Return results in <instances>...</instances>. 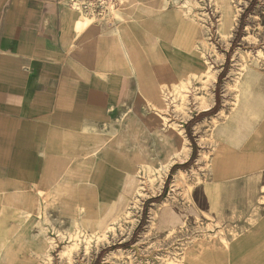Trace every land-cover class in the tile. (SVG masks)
I'll return each instance as SVG.
<instances>
[{"label": "rangeland", "instance_id": "374dc122", "mask_svg": "<svg viewBox=\"0 0 264 264\" xmlns=\"http://www.w3.org/2000/svg\"><path fill=\"white\" fill-rule=\"evenodd\" d=\"M172 9L201 34L192 45L196 66L176 83L169 76L162 83V107L145 104L171 141L161 139L163 156L136 157V171L120 176L118 197L92 224L83 223L86 204L74 217L61 215L50 193L31 210L0 205V261L264 264V0H161V12ZM81 19L78 30L92 23ZM208 101L210 108H199ZM221 109L228 115L218 127L213 118ZM223 138L232 147L218 166L234 168L225 175L212 170L219 147L228 146ZM203 154L206 162L198 161ZM185 155L164 175L162 165ZM164 202L169 210L160 216Z\"/></svg>", "mask_w": 264, "mask_h": 264}, {"label": "crops", "instance_id": "0c3cea01", "mask_svg": "<svg viewBox=\"0 0 264 264\" xmlns=\"http://www.w3.org/2000/svg\"><path fill=\"white\" fill-rule=\"evenodd\" d=\"M130 2L116 25L78 30L83 20L67 0H0L6 209H35L50 193L61 215L86 204L83 223H93L118 197L120 176L136 171V157L163 156L161 139L171 141L145 104L168 76L176 83L196 66L192 45L201 33L181 12H161V0Z\"/></svg>", "mask_w": 264, "mask_h": 264}, {"label": "built area", "instance_id": "2783aa9c", "mask_svg": "<svg viewBox=\"0 0 264 264\" xmlns=\"http://www.w3.org/2000/svg\"><path fill=\"white\" fill-rule=\"evenodd\" d=\"M128 0H67V5L77 12L80 18L97 23L106 22L116 25L121 17V11Z\"/></svg>", "mask_w": 264, "mask_h": 264}, {"label": "bare ground", "instance_id": "6f19581e", "mask_svg": "<svg viewBox=\"0 0 264 264\" xmlns=\"http://www.w3.org/2000/svg\"><path fill=\"white\" fill-rule=\"evenodd\" d=\"M82 20V19H81ZM257 101H258V97L255 95V96H253V98L251 99V103L253 104V105H256L257 104ZM152 104L153 105H155V106H157V107H162L164 104H165V99L162 97V96H160V94L159 93H157V95L156 96H154V97H152ZM210 106H211V104H210V102L208 101L205 105H200L199 106V108H203V109H208V108H210ZM227 115H228V113L225 111V110H223V109H221L219 112H218V115L216 116V117H214L213 118V122H214V125L215 126H218V127H220V125H218L219 124V122L222 120V119H224V118H226L227 117ZM180 126H181V124H180ZM173 135V134H172ZM183 136V135H182ZM183 138H184V140H183V142H186V138L183 136ZM174 141H175V145L177 146L178 144H179V138L178 137H174ZM228 148H230V147H228V146H226L225 147V149H228ZM220 149H222V148H220L219 147V150ZM224 149V147H223V149L222 150H225ZM226 151V150H225ZM224 153H228L227 151L226 152H224ZM185 157H186V155L185 156H183V157H180V156H176L175 158H173L171 161H169L167 164H165V165H162V170H163V173H164V175H166L167 174V172H168V169H169V167H170V165L172 164V163H174V162H183L184 161V159H185ZM227 156H222V158L221 157H219V156H216L214 159H213V172L214 173H216L217 171H221L222 173H221V175H225V174H227L228 172H230V171H234V168L233 167H231V166H228V165H226L225 163L223 164H221V168L218 166L219 165V163L217 162V159H219V158H221V161H223V160H225V158H226ZM206 159H208L207 157H206V155L205 154H203V155H201L200 157H198V161H203V162H206ZM183 173H184V170H182V169H179L178 170V174H177V176L176 177H181L182 175H183ZM160 174V173H159ZM161 181H162V179H161ZM181 181V180H180ZM232 181V180H231ZM234 181V180H233ZM229 182V181H228ZM235 183V182H234ZM186 185V184H185ZM224 185V184H223ZM188 186V185H187ZM225 186V185H224ZM232 189V188H231ZM157 190V189H156ZM233 190V189H232ZM224 193V192H223ZM220 203V202H219ZM163 204H165V207H164V209H162V211L159 213V215L160 216H162V215H164L165 214V212L166 211H168L169 210V206L168 205H166V202H164ZM193 205V204H192ZM193 206H195V204L193 205ZM197 209V208H196ZM203 213H204V211H203ZM115 261V260H114ZM0 264H5L4 263V261H0Z\"/></svg>", "mask_w": 264, "mask_h": 264}, {"label": "trees", "instance_id": "16d2710c", "mask_svg": "<svg viewBox=\"0 0 264 264\" xmlns=\"http://www.w3.org/2000/svg\"><path fill=\"white\" fill-rule=\"evenodd\" d=\"M194 155H195V149H193L192 154H191V157H190V159L188 160L187 164H188L189 162L192 161V159L194 158ZM176 167H177V165H174V166L171 168V171H172L173 169H175Z\"/></svg>", "mask_w": 264, "mask_h": 264}]
</instances>
